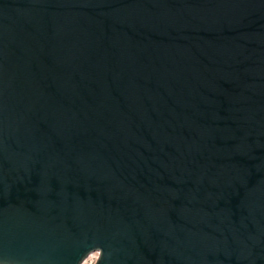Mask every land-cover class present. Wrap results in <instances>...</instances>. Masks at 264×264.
<instances>
[{
    "label": "water",
    "instance_id": "95a60500",
    "mask_svg": "<svg viewBox=\"0 0 264 264\" xmlns=\"http://www.w3.org/2000/svg\"><path fill=\"white\" fill-rule=\"evenodd\" d=\"M264 264V0H0V264Z\"/></svg>",
    "mask_w": 264,
    "mask_h": 264
},
{
    "label": "rangeland",
    "instance_id": "374dc122",
    "mask_svg": "<svg viewBox=\"0 0 264 264\" xmlns=\"http://www.w3.org/2000/svg\"><path fill=\"white\" fill-rule=\"evenodd\" d=\"M98 257V252L94 251L83 261L82 264H93Z\"/></svg>",
    "mask_w": 264,
    "mask_h": 264
},
{
    "label": "built area",
    "instance_id": "2783aa9c",
    "mask_svg": "<svg viewBox=\"0 0 264 264\" xmlns=\"http://www.w3.org/2000/svg\"><path fill=\"white\" fill-rule=\"evenodd\" d=\"M89 255H90V254H89ZM89 255H88V256H89Z\"/></svg>",
    "mask_w": 264,
    "mask_h": 264
}]
</instances>
